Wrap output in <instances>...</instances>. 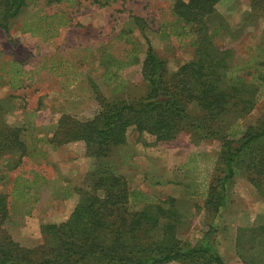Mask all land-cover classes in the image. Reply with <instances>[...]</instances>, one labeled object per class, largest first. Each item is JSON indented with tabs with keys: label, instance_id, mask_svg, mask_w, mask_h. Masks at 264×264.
Masks as SVG:
<instances>
[{
	"label": "rangeland",
	"instance_id": "rangeland-1",
	"mask_svg": "<svg viewBox=\"0 0 264 264\" xmlns=\"http://www.w3.org/2000/svg\"><path fill=\"white\" fill-rule=\"evenodd\" d=\"M104 1L108 3L29 0L9 22L8 32L0 26V99L9 102L12 110L5 119L22 128L27 147L20 164H16L18 154L0 160V194L10 195L4 228L22 246L41 244L44 225L66 221L81 191L91 190L103 170H110L155 203L165 207L174 203L181 218L178 236L182 241L199 244L209 228L216 226L215 247L226 264H243V259L256 254L262 258L258 244L261 238L254 240V249L249 240L253 237L251 227L264 220V203L242 171L227 185L224 209L215 214L206 207L221 150L219 141L203 140L192 145L179 139L167 146L149 134L139 137L130 128L126 143L114 147L105 157L91 155L82 141L52 148L50 141L64 114L89 120L101 111L102 97L133 99L147 92L140 62L121 67L115 80L109 82L105 76V66L114 57L127 59L131 53L128 39L137 43L143 60L147 36L170 72L195 58L192 38H178L169 29L176 19L172 13L175 0ZM250 5V0H222L217 11L224 20L208 21L213 43L232 50L239 63L253 55L259 59L264 55V19H243L252 12ZM133 16L145 20L143 30ZM65 20L68 23L51 37L24 30L28 22L34 23L31 28L37 33V28L49 21ZM255 68L254 62L252 73ZM19 79L22 86L12 88ZM263 112L264 96L242 121L244 129L255 125ZM38 154L42 157L37 158ZM16 177L28 180L22 200L11 196ZM171 198L174 202L170 203Z\"/></svg>",
	"mask_w": 264,
	"mask_h": 264
},
{
	"label": "trees",
	"instance_id": "trees-1",
	"mask_svg": "<svg viewBox=\"0 0 264 264\" xmlns=\"http://www.w3.org/2000/svg\"><path fill=\"white\" fill-rule=\"evenodd\" d=\"M29 0H0V26L9 31V22L28 5ZM59 1V0H58ZM69 1V0H65ZM222 0H175L169 25L172 35L190 36L195 58L170 72L167 63L145 36L147 49L143 60L134 40L129 56L105 66L107 81L116 79L119 69L141 63L147 92L137 98L112 100L102 97L101 111L92 119L81 121L63 115L50 143L55 148L82 141L91 155L105 157L116 146L126 143L130 128L139 137L149 134L157 143L171 146L179 139L198 145L203 140L219 141L220 155L206 196V207L221 212L226 204L227 185L242 171L264 203V112L255 125L242 121L264 96V55L251 56L245 63L235 60L233 51L215 45L208 21H223L217 6ZM104 5V0H94ZM251 13L244 21L264 19V0H250ZM218 15V16H217ZM144 29L145 20L133 16ZM68 21L47 22L38 32L26 23L25 32H43L51 37ZM166 28V27H165ZM166 35L168 36L169 31ZM56 62V61H54ZM256 63L252 73V63ZM55 65V64H54ZM53 71V70H52ZM18 74V73H17ZM252 74V77L248 75ZM11 84L12 88L20 87ZM0 99V160L18 154L16 164L27 153L23 130L7 123L12 110ZM11 106V104H10ZM23 177L13 181L11 196L23 199L29 186ZM9 197L0 194V264H226L215 247L216 226L209 228L199 244L182 241L178 234L180 214L174 199L170 207L155 203L137 189L130 188L124 177L103 170L89 191H81L78 203L68 219L43 227V242L25 247L4 228L9 216ZM142 204V206L138 205ZM249 241L260 237L262 258L243 259V264H264V220L251 227ZM240 241V240H239Z\"/></svg>",
	"mask_w": 264,
	"mask_h": 264
},
{
	"label": "crops",
	"instance_id": "crops-1",
	"mask_svg": "<svg viewBox=\"0 0 264 264\" xmlns=\"http://www.w3.org/2000/svg\"><path fill=\"white\" fill-rule=\"evenodd\" d=\"M221 2H222V1H221ZM221 2H220V3H221ZM220 3H219V4H220ZM219 4H218V5H219ZM217 8H218V6H217ZM46 144H47V143H46ZM47 145H48V144H47ZM44 146H45V145H44ZM45 147H46V146H45ZM52 148H53V149H58V148H55V147H52ZM38 155H39V154H38ZM43 155H44V154H43ZM36 157H37V158H41L42 156L39 155V156H36ZM23 158H24V157H23ZM24 161H25V160H24ZM23 163H24V162H23ZM44 177H45V176H44Z\"/></svg>",
	"mask_w": 264,
	"mask_h": 264
}]
</instances>
